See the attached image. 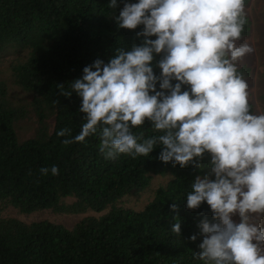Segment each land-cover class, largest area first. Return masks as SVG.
<instances>
[{
	"label": "clouds",
	"instance_id": "9594fccd",
	"mask_svg": "<svg viewBox=\"0 0 264 264\" xmlns=\"http://www.w3.org/2000/svg\"><path fill=\"white\" fill-rule=\"evenodd\" d=\"M247 5L108 0L117 27L142 26L135 32L142 39L117 48L107 62L97 58L83 67L70 91L58 85L64 96L81 98L85 114L75 136L68 128L56 133L66 137L62 143L98 136L105 160L149 157L159 147V161L202 170L184 193L187 209L207 204L211 214L187 238L202 237L192 253L202 264H264V111L254 109L241 68L254 52L243 39ZM39 171L57 175L59 169ZM169 208L175 215L178 205ZM177 218L170 231L181 236Z\"/></svg>",
	"mask_w": 264,
	"mask_h": 264
},
{
	"label": "trees",
	"instance_id": "16d2710c",
	"mask_svg": "<svg viewBox=\"0 0 264 264\" xmlns=\"http://www.w3.org/2000/svg\"><path fill=\"white\" fill-rule=\"evenodd\" d=\"M107 4L108 0H0V53L10 47L27 49L28 56L14 64L12 74L15 83L33 95L40 119L36 134L20 141L16 122L25 112L13 105L0 80V206L24 214L103 212L72 227L0 217V264H202L192 256L202 237L195 242L187 238L198 233L199 221L211 220V214L207 204L187 209L184 200L201 169L159 161V147L149 157L105 160L98 136L64 144L66 137L56 134L68 128L75 136L85 115L79 111L81 98L75 92L64 96L58 85L70 91L69 83L82 76L83 67L97 58L107 62L117 48L142 39L135 35L142 26L118 28ZM250 32L249 18L243 37ZM241 68L249 77V68ZM48 114L54 116L52 131L44 122ZM145 134H151L150 129ZM52 165L58 167L57 175H41V167ZM167 173L171 178L143 209L116 206L125 195L145 190L153 174ZM173 202L178 205L175 215L169 208ZM176 217L181 236L170 231Z\"/></svg>",
	"mask_w": 264,
	"mask_h": 264
},
{
	"label": "rangeland",
	"instance_id": "374dc122",
	"mask_svg": "<svg viewBox=\"0 0 264 264\" xmlns=\"http://www.w3.org/2000/svg\"><path fill=\"white\" fill-rule=\"evenodd\" d=\"M246 10L251 20V32L248 36L243 37V39L253 46L254 52L243 58L241 66L249 68V77L245 79L249 84L254 109L264 111V0H250L246 6ZM27 52L25 48L10 47L0 53V80L7 85L13 105L23 108L25 112V115L16 122V131L20 141L33 137L40 126V119L32 102L33 95L17 85L12 74L14 64L24 61L28 56ZM44 122L48 130L52 131L54 116L48 114ZM170 178V173L153 174L151 183L145 190L134 191L125 195L116 202V206L135 210L143 209L153 198L156 189L164 186ZM102 213L87 211L81 214H66L57 213L52 210H43L24 214L12 206L4 208L0 206V217H15L26 222L49 220L61 223L67 227H72L86 216H99Z\"/></svg>",
	"mask_w": 264,
	"mask_h": 264
}]
</instances>
